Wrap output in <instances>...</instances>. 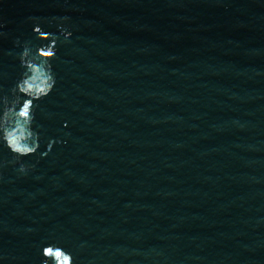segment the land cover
I'll list each match as a JSON object with an SVG mask.
<instances>
[{
	"label": "water",
	"instance_id": "95a60500",
	"mask_svg": "<svg viewBox=\"0 0 264 264\" xmlns=\"http://www.w3.org/2000/svg\"><path fill=\"white\" fill-rule=\"evenodd\" d=\"M30 17L72 36L39 151L0 142V264H264V0H0V97Z\"/></svg>",
	"mask_w": 264,
	"mask_h": 264
},
{
	"label": "clouds",
	"instance_id": "9594fccd",
	"mask_svg": "<svg viewBox=\"0 0 264 264\" xmlns=\"http://www.w3.org/2000/svg\"><path fill=\"white\" fill-rule=\"evenodd\" d=\"M29 19L33 23L34 33L45 43L39 47L38 54L33 53L30 42L24 44L19 56L24 69L22 76L12 88L11 97H0V142L6 144L18 161L35 155L40 149V134L34 128L35 112L38 102L47 98L56 87L51 62L56 59L61 43H69L72 36L68 27H65L69 22L68 17L60 18L57 25L60 35L64 37L63 41L59 35L46 33L38 18ZM4 35L0 32V37ZM54 143H49V152ZM28 171L29 168L21 163L19 172L26 175ZM43 258L46 264H76L75 257L56 244L43 248Z\"/></svg>",
	"mask_w": 264,
	"mask_h": 264
}]
</instances>
